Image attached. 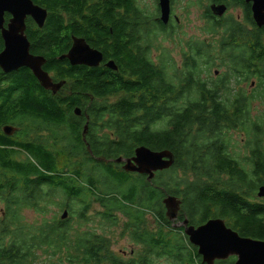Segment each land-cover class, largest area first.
Segmentation results:
<instances>
[{"label":"trees","instance_id":"trees-1","mask_svg":"<svg viewBox=\"0 0 264 264\" xmlns=\"http://www.w3.org/2000/svg\"><path fill=\"white\" fill-rule=\"evenodd\" d=\"M33 2L47 9V17L41 28L28 21L29 50L42 55V68L53 71L55 80L65 79V84L64 91L53 96L27 68L0 70V91L7 92L0 103V128L16 122L23 131L19 142L0 140V264H37L39 252L64 253L65 260L59 258L58 264H151L160 257L176 264H202L183 226L172 225L184 219L197 225L219 217L239 235L264 240V198L256 196L264 184L263 126L252 120L249 107L252 99L264 94V59L254 68L246 62L247 79L256 76L259 89L242 97L227 88L228 78L241 68L239 59L212 80V49L204 39L196 46L193 42L194 52L190 47L179 65L171 58L156 63L150 59L153 40L166 32L158 7L152 16L136 0ZM204 13L209 29L223 25L235 29L230 37L239 33L241 23L235 19L223 23L207 8ZM246 21L252 22L250 15ZM251 32L246 30L250 39ZM73 36L84 38L117 69L71 66L60 59ZM232 40L222 50L231 49ZM2 44L0 37V49ZM16 93L20 99L13 114L6 100L18 98ZM76 107L81 117L73 115ZM84 122L87 130L82 135ZM39 127L49 130L50 137H40ZM239 127L248 148L242 158L231 150V133ZM34 132L37 137L30 139ZM140 145L170 150L173 164L151 180L124 171L115 160L131 157ZM58 193L67 200L79 198L82 217L93 201L113 223L114 212L125 213V228L143 245L144 254L123 259L110 252L108 238L94 231L72 238L65 219L30 227L23 210L42 212ZM167 195L181 201L174 220L162 205ZM146 213L153 216L157 230L147 228Z\"/></svg>","mask_w":264,"mask_h":264},{"label":"water","instance_id":"water-1","mask_svg":"<svg viewBox=\"0 0 264 264\" xmlns=\"http://www.w3.org/2000/svg\"><path fill=\"white\" fill-rule=\"evenodd\" d=\"M251 1L252 17L258 26L264 25V0ZM159 19L166 24L170 14V0H157ZM226 7L223 4L212 5L211 10L220 16ZM9 15L6 25L5 15ZM29 16L41 28L47 17V9L34 3L33 0H0V36L3 47L0 50V69L3 72L25 67L29 69L46 90L55 92L63 82H53L48 72L42 69L45 58L42 55H34L29 51V41L24 33L25 19ZM71 46L65 54L59 56L66 59L71 65H84L97 67L103 57L102 53L91 47L84 38L73 36ZM106 67L116 70L117 66L112 60L104 64ZM75 113L79 108H74ZM15 128L5 125L3 131L10 133ZM87 130L84 124L82 135ZM173 154L168 149L152 150L140 145L134 149V154L129 158H117L115 162L122 163V169L126 172H135L146 175L151 180L157 171L169 168L173 164ZM257 197H264V184L257 188ZM165 214L170 220L177 217L180 208V199L174 195H167L162 199ZM67 211H63L64 219ZM184 234L188 241L197 247V253L201 256L202 263L212 264L215 259H225L230 255L236 256L235 264H264V240L244 237L228 227L222 218H210L195 226L188 224V220L181 222Z\"/></svg>","mask_w":264,"mask_h":264},{"label":"rangeland","instance_id":"rangeland-1","mask_svg":"<svg viewBox=\"0 0 264 264\" xmlns=\"http://www.w3.org/2000/svg\"><path fill=\"white\" fill-rule=\"evenodd\" d=\"M137 5L149 15L154 16L157 10V0H136ZM210 0H171V10L173 14L179 19V22L173 20V26L171 29L166 30L161 34H157L153 40V46L150 50L149 57L153 62L164 60L163 58H171L176 65L181 64L180 52L186 46L188 39L198 38L204 39L210 43L213 35L216 36L221 33L219 30L207 27V19L205 18V8H208ZM233 16H239L240 10L238 8H232L229 10ZM241 19V18H240ZM217 49V47H214ZM213 69L210 70V78L213 77ZM220 69V68H219ZM220 71H223L220 69ZM249 87V83H246V88ZM230 90L239 92V82L233 81L229 85ZM259 87L257 88V90ZM117 95L110 96L109 100H113ZM250 114L252 120L259 121L263 126V142H264V94H259L257 97L251 100L249 103ZM37 128V125H34ZM35 127L30 129H35ZM39 136L49 138L51 132L43 128L37 129ZM20 133V132H19ZM23 137V131L21 132ZM33 133L31 138H35L38 135ZM28 139V138H27ZM246 136L241 130V127L234 130L231 133V150L238 154L239 158L245 157L248 153V148L245 146ZM231 146V145H230ZM230 150V149H229ZM19 157V156H18ZM21 158V157H20ZM80 158H74L78 160ZM163 171V170H162ZM182 174L181 171L177 172ZM155 176V175H154ZM154 178V177H153ZM50 201L47 203L44 211L36 212L32 209H24L23 217L24 221L30 225L38 224L43 220H67V226L70 229L71 237L74 238L77 234H81L85 231H94L109 240L110 252L122 257L123 259L137 258L144 254V247L142 244L135 241L130 235V231L125 228V222L127 216L123 212L116 211L114 215L116 221L113 223L112 218H106L103 216V208L97 202H92L89 209L84 212V216H80L81 203L79 198L66 199L61 193L54 194L50 197ZM163 205V203H162ZM67 206V207H66ZM164 208V205H163ZM165 210V208H164ZM63 211H67V215L64 219L61 218ZM1 213V207H0ZM145 222L147 228L150 230H157V224L151 218L149 213L145 214ZM174 227L181 226V222L178 220L172 221ZM37 264H58L59 258L65 260L64 253H55L54 256H48L42 253H37ZM151 264H176L170 259L165 257L156 258L152 260ZM107 264V263H104Z\"/></svg>","mask_w":264,"mask_h":264},{"label":"flooded vegetation","instance_id":"flooded-vegetation-1","mask_svg":"<svg viewBox=\"0 0 264 264\" xmlns=\"http://www.w3.org/2000/svg\"><path fill=\"white\" fill-rule=\"evenodd\" d=\"M218 4H223L226 7L224 13L220 16L214 14L211 10L212 5H218ZM251 5H252L251 1L226 0L225 2H212V1H210V3L207 6L208 7L207 10H209L208 14L213 19H215V21H219V22L222 21L223 22V20L233 18L237 22L241 23V26L239 28V33H237L233 37H230V33L235 31L234 28H231L228 26H223V25L217 26V27H212L217 31L219 30L221 33H218L216 36L213 35L212 39H210L209 44H210L211 49H212V53H211L212 61H213L212 68H214L213 69V77H211L212 80L215 78H218L223 73H225L226 67L230 63L235 62V59H237V58L239 59V63H240L241 68L238 72V75H237V73H234L233 78H231V79L228 78L229 85H231V83L233 81L236 82V80H237V82H239V90H238L239 92H235L234 90L231 91L229 88V85L227 88H228V91H231L232 94L239 95V96L241 95L242 97H248L252 94L253 95L256 94L257 88L259 87L258 79L256 76H252V77H249V79H247L248 70L246 69V62L248 61L250 63V65L254 68L255 65L260 64L262 62L261 59H264V25L258 26L256 24V22L254 21V19L252 17ZM232 8H238L240 10V15L239 16H233L232 13L229 12V10ZM248 15L251 16L252 22L246 21ZM8 18H9V15L7 18L5 17L4 25H6ZM173 20L175 22H179V19L176 17L175 14H173V12L170 8V14H169L168 22L166 25L164 24L166 30L171 29V27L173 26ZM248 20H250V19H248ZM28 21H32L34 24H36L32 20L31 17H29V16L26 17V19H25V31H24L26 37H27L28 28H29ZM223 23H225V22H223ZM246 30L253 31V32H251V34H252L251 39L247 36ZM27 39L29 41V46H30V40L28 37H27ZM231 39H233L231 42V44H233V47L231 49L222 50L221 46L223 44H225L226 42L230 41ZM249 39H250V43H249ZM197 40H198V38H192V37H190L188 39L189 42H187L186 46L180 52L181 62L183 61L185 54L189 53L190 47L194 46L193 45L194 41H195V46L197 45L196 44ZM253 40H254V42H253ZM71 43L63 54H65L68 51V49L71 46ZM252 45H254V47H252ZM2 47H3V45H2ZM214 47H217V49H215ZM194 50L195 49L193 47L191 53H193ZM30 53H32V52L30 51ZM32 54L37 55L35 53H32ZM221 56L224 57V60L222 59ZM105 62L106 61H103V59H102L101 63L98 66L104 65ZM44 64L42 65V67L44 66ZM68 64L71 65L69 62H68ZM71 66H75V65H71ZM76 66H80V65H76ZM82 66H84V65H82ZM219 68L222 69L223 71H220ZM42 69H44V68H42ZM46 72H48V71H46ZM4 73H6V72H4ZM48 74H49V76L53 82H56V83L57 82H63L62 86L58 90H56L55 92H52L51 90H49L51 95H53V96L59 95L60 93H62V91H64L62 87L65 84V79L55 80L53 71H49ZM246 83H249L248 88H246ZM16 94H17L18 98L10 97L9 99L6 100V105H9L12 108L15 106V104L20 99V93H16ZM6 95H7V92L1 93V91H0V103H2V101H4L3 98L6 97ZM68 95H70V94L68 93ZM17 110H18V107H14L12 110V113L13 114L17 113L18 112ZM13 114L11 116H9L10 120L13 119ZM73 115L76 117H81L82 113L79 109L78 113H75V111H73ZM5 125H10V126L14 127L15 129L13 131H11L10 133H5L3 131V127ZM19 129H20V126H18L16 124V122H13L12 124L7 123V122L4 123L0 128V130H1L0 140L2 139V141H5V142L6 141H16V142L21 141V139L23 137H22L21 132L18 133ZM30 135H31L30 133L27 134V137ZM82 139H84V136H82ZM197 225H199V224H197ZM197 225H195V226H197ZM192 246H194L196 248V251H197V247L193 244H192ZM222 260H231V261H233V264H235L236 256L230 255L225 259H215L212 264H215L216 261H222ZM201 263H202V261H201ZM202 264H206V263H202Z\"/></svg>","mask_w":264,"mask_h":264}]
</instances>
